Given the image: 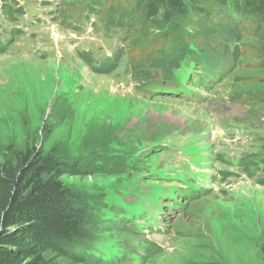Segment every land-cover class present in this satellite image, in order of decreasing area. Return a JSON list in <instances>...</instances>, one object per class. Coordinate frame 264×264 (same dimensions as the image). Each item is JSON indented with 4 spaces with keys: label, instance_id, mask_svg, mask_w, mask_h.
<instances>
[{
    "label": "rangeland",
    "instance_id": "obj_1",
    "mask_svg": "<svg viewBox=\"0 0 264 264\" xmlns=\"http://www.w3.org/2000/svg\"><path fill=\"white\" fill-rule=\"evenodd\" d=\"M47 1L7 0L12 13L0 5V42L7 44L0 53V160L9 143L24 144L29 124L38 137L51 122L53 132L41 144L65 159L83 152L88 141L109 136L116 153L130 157L128 169L102 176L88 168L63 178L95 200L103 193L105 204L90 216L107 229L89 242L92 257L101 260L97 264H264V108L254 103L264 100V68L249 51L255 38L242 31L241 40L186 39L182 48L191 52L208 54L224 44L226 54L244 55L204 90L201 102L173 100L140 89L151 77L192 68L189 57L173 68L163 67L164 57L143 61L161 38L158 31L146 36L140 26L119 27L117 6L109 17L94 0ZM29 5L36 7L32 16ZM222 10L212 18L224 20L226 12L234 23L241 20L231 3ZM87 55L96 65L120 56L117 68L105 73L94 72ZM191 161L203 167L214 190L184 201V213L169 210L165 233L146 237L162 250L149 254L144 237L114 224L125 226L129 216L145 228L148 215L160 218L167 197L157 186L177 189L164 176L189 170ZM125 205L131 214L122 212ZM115 258L122 260L111 263Z\"/></svg>",
    "mask_w": 264,
    "mask_h": 264
},
{
    "label": "trees",
    "instance_id": "obj_2",
    "mask_svg": "<svg viewBox=\"0 0 264 264\" xmlns=\"http://www.w3.org/2000/svg\"><path fill=\"white\" fill-rule=\"evenodd\" d=\"M93 3L100 9L105 6L109 17L113 16L116 6L121 9L119 27L131 30L140 26L146 36L159 32L161 38L155 43V49L163 47L157 53L154 49L150 57L144 56V62L164 57L166 53L175 59L191 55L199 68L213 75L223 66L225 58L234 56L237 61L243 52L226 54V45L222 44L219 49L205 50L208 54L195 53L182 48L186 39L195 41L216 35L225 40H241L244 31L257 41L249 51L258 60V67L264 68V0H94ZM230 3L241 16L239 22L234 23L226 12L228 19L212 18L223 12L222 9L227 10ZM9 12L12 13L11 8ZM123 19L128 22L123 23ZM4 51L6 47H0V53ZM84 59L94 72L111 73L118 66V60L99 68L90 58ZM140 89L156 94L148 90L147 84ZM163 89L156 95L164 96ZM254 103L264 108V100L257 98ZM25 127L24 144L9 143L0 160V264H94L89 242L107 229L90 216L96 206L105 204L103 193L96 195L95 200L87 191L68 187L63 178L80 175L88 168L102 176L123 173L129 167L130 157L124 152L116 153L107 136L88 141L83 152L65 159L61 151L46 152L41 144L53 132L51 122L40 130L38 137L32 133L30 124ZM128 221L123 222L125 226L119 223L114 226L117 230L137 233L134 227L126 225ZM159 251L161 248L157 245L148 246L149 254Z\"/></svg>",
    "mask_w": 264,
    "mask_h": 264
},
{
    "label": "clouds",
    "instance_id": "obj_3",
    "mask_svg": "<svg viewBox=\"0 0 264 264\" xmlns=\"http://www.w3.org/2000/svg\"><path fill=\"white\" fill-rule=\"evenodd\" d=\"M234 70V69H233ZM154 95V94H153ZM156 96H158V95H156ZM159 97H161V96H159ZM173 100H179V99H173ZM160 186H162V185H160ZM160 186H157V187H160ZM212 192V191H211ZM211 192H209L208 194H206L205 196H207V195H209ZM205 196H203V197H201V198H204ZM201 198H198V199H196V200H194V201H197V200H200ZM194 201H192V202H194ZM187 204L189 203L188 201H185ZM184 203V202H183ZM122 212H126V213H129V214H131L132 212H133V210H132V208L129 206V205H125L124 206V210L122 211ZM185 212V211H184ZM183 212V213H184ZM129 219V221L127 222V226L129 227V226H133V225H135V221H134V219H132L131 217H129V216H127V218H125V220H128ZM125 220H123L122 221V224H123V222L125 221ZM163 220V219H162ZM166 221H168V220H164L163 221V225H164V223L166 222ZM125 225V224H124ZM130 233H132L133 235H137V233H134V232H130ZM164 234V233H163ZM161 250H162V248H161ZM90 253V252H89ZM91 254V253H90ZM91 257V259H92V261H96L94 264H97V263H99L101 260H99V258H95V257H92V255L90 256ZM122 260V258H119V259H117V258H115L114 259V261L115 262H113V261H111V263H119L120 261Z\"/></svg>",
    "mask_w": 264,
    "mask_h": 264
},
{
    "label": "water",
    "instance_id": "obj_4",
    "mask_svg": "<svg viewBox=\"0 0 264 264\" xmlns=\"http://www.w3.org/2000/svg\"><path fill=\"white\" fill-rule=\"evenodd\" d=\"M34 11V9H31V12H33Z\"/></svg>",
    "mask_w": 264,
    "mask_h": 264
}]
</instances>
